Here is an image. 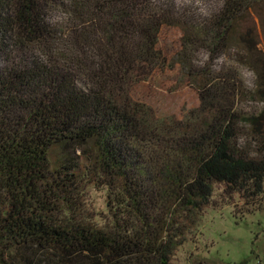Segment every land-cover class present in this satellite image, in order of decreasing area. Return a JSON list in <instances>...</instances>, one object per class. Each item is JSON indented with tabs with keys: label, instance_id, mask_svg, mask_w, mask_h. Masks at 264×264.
Returning <instances> with one entry per match:
<instances>
[{
	"label": "trees",
	"instance_id": "1",
	"mask_svg": "<svg viewBox=\"0 0 264 264\" xmlns=\"http://www.w3.org/2000/svg\"><path fill=\"white\" fill-rule=\"evenodd\" d=\"M176 70L198 105L160 117L135 89ZM217 193L264 211V0H0V264H175Z\"/></svg>",
	"mask_w": 264,
	"mask_h": 264
},
{
	"label": "rangeland",
	"instance_id": "2",
	"mask_svg": "<svg viewBox=\"0 0 264 264\" xmlns=\"http://www.w3.org/2000/svg\"><path fill=\"white\" fill-rule=\"evenodd\" d=\"M181 33L176 28L165 29L160 37V47L169 58L180 47ZM238 49L223 54L213 64L214 69L231 66L238 71L247 89L255 88L256 75L242 62ZM198 61L204 64L208 54L197 53ZM135 97L147 102L160 117L176 116L183 119L198 105V94L194 87L187 85L178 71L155 75L151 80L135 89ZM261 103L249 98L239 107L244 112H254ZM214 202L200 217L194 228L173 255L175 264H262L264 263V211H255L242 205L235 198L228 200L218 193ZM88 207L97 213L102 222L108 211L106 194L91 187L87 193ZM251 211V212H248Z\"/></svg>",
	"mask_w": 264,
	"mask_h": 264
}]
</instances>
